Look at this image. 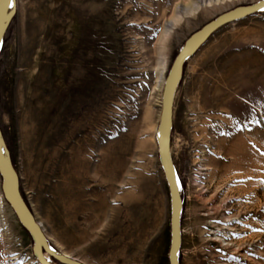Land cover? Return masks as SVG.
I'll use <instances>...</instances> for the list:
<instances>
[{
	"label": "rangeland",
	"instance_id": "rangeland-1",
	"mask_svg": "<svg viewBox=\"0 0 264 264\" xmlns=\"http://www.w3.org/2000/svg\"><path fill=\"white\" fill-rule=\"evenodd\" d=\"M256 1L17 0L0 48V123L54 247L88 264H170L157 138L166 77L191 34ZM172 155L181 264H264V10L188 59ZM0 264H40L1 174Z\"/></svg>",
	"mask_w": 264,
	"mask_h": 264
},
{
	"label": "water",
	"instance_id": "water-1",
	"mask_svg": "<svg viewBox=\"0 0 264 264\" xmlns=\"http://www.w3.org/2000/svg\"><path fill=\"white\" fill-rule=\"evenodd\" d=\"M17 0H0V48L5 33L17 14ZM264 10V0L241 4L229 9L191 34L176 55L166 77L160 123L158 127L159 157L168 182L171 196L170 264H181L182 218L185 206L179 175L172 155L174 102L183 79L188 59L194 56L210 37L226 24L241 20ZM0 174L5 198L14 209L23 227L33 240V252L40 264H85L76 257L54 247L22 193L20 176L14 164L0 123Z\"/></svg>",
	"mask_w": 264,
	"mask_h": 264
},
{
	"label": "crops",
	"instance_id": "crops-1",
	"mask_svg": "<svg viewBox=\"0 0 264 264\" xmlns=\"http://www.w3.org/2000/svg\"><path fill=\"white\" fill-rule=\"evenodd\" d=\"M245 51H247V52H249V50H245ZM249 84H246V85H244V86H249V87H252L253 85H254V83H252V81H249L248 82ZM108 216V215H107ZM113 223V222H112ZM108 230H110V222H109V220H107V231ZM77 259H79V258H77ZM79 260H81V259H79ZM81 261H83L84 263H85V261L84 260H81ZM85 264H88V263H85Z\"/></svg>",
	"mask_w": 264,
	"mask_h": 264
},
{
	"label": "bare ground",
	"instance_id": "bare-ground-1",
	"mask_svg": "<svg viewBox=\"0 0 264 264\" xmlns=\"http://www.w3.org/2000/svg\"><path fill=\"white\" fill-rule=\"evenodd\" d=\"M40 222V221H39ZM41 223V222H40ZM41 225H42V227H43V229H44V226H43V224L41 223ZM71 256V255H70Z\"/></svg>",
	"mask_w": 264,
	"mask_h": 264
}]
</instances>
